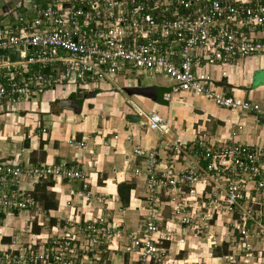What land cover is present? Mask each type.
Segmentation results:
<instances>
[{"label":"built area","instance_id":"2783aa9c","mask_svg":"<svg viewBox=\"0 0 264 264\" xmlns=\"http://www.w3.org/2000/svg\"><path fill=\"white\" fill-rule=\"evenodd\" d=\"M35 1L19 0L13 8L14 20L0 23V112H14L15 104L34 102L47 91L54 93V99L76 90L102 89L104 84L121 92L117 76L145 73L168 80L164 98L186 93L222 109L261 113L257 102L218 93L209 69L221 68L219 76H224L222 67L264 56V0H52L44 5ZM54 63L62 68L60 73L50 68L43 72ZM127 105L124 112L136 115L140 125L159 135L167 133V123L158 113L143 112L130 100ZM169 145L175 152L187 148L184 143ZM197 146L199 154L184 169L171 163L158 167L155 151L133 149L143 160L132 172L144 179L146 213L131 231L123 232L102 219L95 222L99 226L77 227V232L85 233L80 259L86 261L76 258L81 244L64 233L36 248L32 241L18 245L14 236L0 252V264H102L100 240L120 237L121 252L141 263H158V245L174 235L166 224L160 226L165 208L169 222L191 230L208 231L219 212L234 216L232 230L240 239L247 237L246 222L257 225L259 213L251 216L243 201L257 202L264 196V147L203 135ZM62 180L84 181L85 175L65 166L0 160V217L37 207L31 189L23 183ZM13 244H17L14 249Z\"/></svg>","mask_w":264,"mask_h":264},{"label":"crops","instance_id":"0c3cea01","mask_svg":"<svg viewBox=\"0 0 264 264\" xmlns=\"http://www.w3.org/2000/svg\"><path fill=\"white\" fill-rule=\"evenodd\" d=\"M18 1L0 0V23L14 20L13 8ZM51 1L36 0L35 2L38 5H44ZM44 68L43 72H47L50 68L56 74L62 70L57 63ZM222 68L225 71L224 76H219L221 68L209 69V74L216 81V91L239 98H250L254 102L259 101L261 113L241 114L222 109L203 97L186 93H170L167 98H164L163 95L169 91L167 79L162 77L164 80L159 83L141 85L140 79L134 77L137 75H131L130 78L129 75L117 76L120 81L117 84L121 87V92L107 88L106 84L102 89L72 92L81 95L93 93L91 96L81 97V108L78 113H74L69 107H53V102L61 99H54L55 95L52 92H45L44 99L43 94L34 102L15 104L14 112H0V160L31 165L65 166L79 169L85 175L84 181L52 182L48 189L49 201L52 205L48 209L41 208V204L32 196L35 187L44 182L33 184V186L23 183L24 187L31 189L30 195L42 214L44 213L42 216L49 227V235L46 233L40 236L39 242H34L36 247L43 242H48L51 237L59 236L57 234L62 235L75 227L81 228L87 224H94L98 219L112 222L123 232L137 228L139 221L146 213L143 199L144 179L142 176L133 175L132 172L134 166L137 167L143 163L142 157L133 154V149L137 147L155 151L158 167L171 163L177 169H184L194 154H199L197 140L202 135L211 136L212 140L220 138L227 143L236 141L264 147V124L256 121L258 114H264V83L259 81L255 84V80L252 79L254 73L264 71V56L252 57L244 63ZM144 74L141 73L139 76L148 77ZM137 82L142 88L154 87L156 98L150 99L137 94L135 92ZM130 96H133L138 103L146 104V108L139 106L129 98ZM128 100L143 112L158 113L167 123V133L159 135L147 129L146 126L140 125L138 121L127 122L125 115L133 114L131 111L124 112L128 106ZM198 110L200 114L195 112ZM216 120L221 121L222 125H216L211 132ZM230 133L234 134L233 137ZM76 142H82L83 145L78 146ZM170 142L184 143L187 148L175 152L169 145ZM164 144H167L168 148ZM30 156L33 159L32 162L29 159ZM68 163L74 164L68 165ZM202 164L203 161H200V165ZM82 192L84 195H91L87 205L84 204L85 197H78ZM250 196L255 197L253 190L250 191ZM60 198L63 199L62 205H60ZM123 201H125L124 204ZM245 201L243 206L247 203L259 213L255 217L258 226L256 229L260 232L261 228L264 229V196H260L257 202L250 198ZM96 206L98 208L95 209ZM103 211H108L109 219L103 217L106 215ZM26 213L27 211H19L16 215L13 213L0 217V252L10 245L12 238H15L12 237V228L7 227L10 220L19 218L22 228L29 216L28 214L25 216ZM162 217L160 226L166 224L174 235L169 242L165 241L158 245V252L161 254L158 263L151 260H144L141 263L135 256L121 252L117 240L110 239L106 241L107 248L110 250L109 264H148L149 262V264H230L225 259L227 253L221 252V249L227 246V239H222V234L233 236L231 240H240L237 232L232 230L234 216L230 218L227 216L226 220H222L223 213L219 212L217 217L209 222L207 232L221 234L219 240H222L217 244L212 240L208 241V238L198 236L190 228L169 222L170 213L167 208L163 210ZM28 218L32 219L34 216L30 215ZM49 219H53L54 222L50 223ZM2 222L6 226H3ZM218 222L221 223L218 224ZM248 223L247 220L246 224ZM95 225L99 226L97 223ZM124 227L126 230L122 229ZM2 237H7L8 242H2ZM178 238L181 241H177ZM203 247L205 249H202ZM100 262H103V259ZM230 262L232 264L234 261ZM246 262L247 260L244 259L243 264Z\"/></svg>","mask_w":264,"mask_h":264},{"label":"rangeland","instance_id":"374dc122","mask_svg":"<svg viewBox=\"0 0 264 264\" xmlns=\"http://www.w3.org/2000/svg\"><path fill=\"white\" fill-rule=\"evenodd\" d=\"M134 77H137L140 79L141 85H145L146 83H152V82L159 83V81L164 80L161 76H153L150 78L144 77V76H134ZM252 79L255 80V82H254L255 84L259 81H262V83H264V71L254 73ZM115 81L117 83H120L118 78H116ZM42 97L44 99L45 94ZM129 98L134 100V102L137 103L142 108L143 107L146 108V104L138 103L133 96H130ZM249 100L254 102L253 99L249 98ZM255 102H258V104H259V101H255ZM206 129H207V127H206ZM3 189H6V187H4ZM78 197L79 198L85 197L86 203H84V204H86V205L89 203L88 199L89 200L91 199V195H89V194L84 195V192H82V194H79ZM92 199H94V197ZM95 200H96V196H95ZM97 204H99V202ZM246 205L247 204L245 203L244 206H246ZM103 206H104V204H103ZM111 207H113V206H111ZM94 208L96 209L98 207L96 206ZM200 210H203V208H201ZM28 211L25 214V216L27 214L29 216L33 215L34 218L31 219V218H28L29 217L28 216L27 221L24 222L22 228L20 227L21 226L20 224L22 222L19 218L10 220V224L7 225V227L9 229L12 228V237L17 236V239L19 240L18 245H22V246H25L26 243H28L29 241H33L35 243L39 242L40 238H41L40 236H44V235H46V233H48V235H49V230H48L49 227H48L47 221L42 216L44 213L42 214V212L40 211V209L38 207L28 209ZM249 211H250L249 214L251 216H252V213H254V212L256 214V211L253 210V206L250 207ZM37 214L39 215V217H37L38 216ZM103 214H106L103 217H105L106 219H109L107 216L108 211H106V212L103 211ZM3 217H5V216H3ZM45 217H46V215H45ZM23 219H25V218H23ZM223 219H225V220L227 219V215L225 213H223L222 220ZM37 221H39V223H37ZM28 222H30L31 224H29ZM220 223L221 222H218V224H220ZM2 225L6 226L4 222H2ZM256 227H258V226L256 224H253V223L251 224V221H250L247 224L248 236L243 238V239H240V240H237V239L231 240L230 238H233V236L230 237V235H227L226 233L222 234V239H227V246H225V249L222 248L221 252H223V254H224V252H226L227 255L232 257V260L234 261L232 264H243L244 259H245V261L247 260V262L244 264H264V229L261 228L260 232H257ZM122 229L126 230L125 227ZM207 229L208 228H199L198 227L194 230L198 231V233H197L198 236H201L202 238H208V241L211 242V240H212L216 244L220 243L222 240V239L219 240V238L221 237V234H217V233H213V232H211V233L207 232ZM9 231H11V230H9ZM65 233H67L69 237L75 238V241L77 244L78 243L81 244L80 249L76 253V258L80 260L79 262L86 261L82 257L80 259V256H83V254H84L83 251H84L85 243L83 242V240H84L83 234H85V233L81 232V231L77 232L76 227H75V229L74 228L70 229L69 231H67ZM33 235L36 236L37 238H35ZM57 235L61 236V234H57ZM118 239L116 238V240L118 242V246H119V244H122V241H120ZM100 241H102V247H103L101 250V256H102L101 261L103 259L102 264H109L110 261L108 260V256H109L110 250L105 248L106 240H100ZM203 243H204V241H203ZM11 247H12V249H14L15 247H17V244H13V246H11ZM33 247L36 248V245H34ZM202 249H205V247H203ZM23 251L25 252V250L18 249V252L21 254ZM119 253H121V252H119ZM14 260H16V259H14ZM18 260H21V259H18ZM228 263L231 264L230 261ZM3 264H21V262L20 261L19 262L18 261H16V262L6 261V263L3 262Z\"/></svg>","mask_w":264,"mask_h":264},{"label":"water","instance_id":"95a60500","mask_svg":"<svg viewBox=\"0 0 264 264\" xmlns=\"http://www.w3.org/2000/svg\"><path fill=\"white\" fill-rule=\"evenodd\" d=\"M46 69L44 68V71ZM135 92L137 94H140L141 96L150 98V99H155L156 98V91L154 89V87H139V83H136V88H135ZM93 93H88L86 95H81L80 93H70L65 99H61V100H55L53 102V104L58 107H69L72 109V111L74 113H78L80 111L81 108V97H88L91 96ZM198 114H200V111H195ZM125 120L127 122H131V123H136L138 121V117L133 115V114H126L125 115ZM256 121L260 124H264V114H258L256 116ZM216 125H222V122L219 120H216L215 123L212 125L211 128V132H213V130L215 129ZM74 163H68V165H73ZM11 189H15V187H11ZM14 215H16V212H14Z\"/></svg>","mask_w":264,"mask_h":264},{"label":"trees","instance_id":"16d2710c","mask_svg":"<svg viewBox=\"0 0 264 264\" xmlns=\"http://www.w3.org/2000/svg\"><path fill=\"white\" fill-rule=\"evenodd\" d=\"M52 106L55 107V105H52ZM24 144L26 145V143H24ZM42 158L43 157H41V159ZM29 159L31 160V162L33 161L31 156H30ZM51 185H52V181H47V182L42 183L41 185H37L35 187V190L33 191V195H32L33 199L35 201L37 200L41 204L40 205L41 208H44V209L51 208L52 203H50V201H49V192H48V189L50 188ZM117 189H119V187ZM124 203H125V201H123V204ZM62 204H63V199L60 198V205H62ZM49 222L53 223L54 220L53 219H49ZM263 223H264V219H263ZM2 242H8V238L7 237H2ZM46 245L48 246V244H46Z\"/></svg>","mask_w":264,"mask_h":264}]
</instances>
